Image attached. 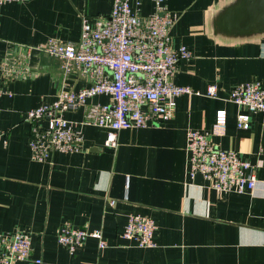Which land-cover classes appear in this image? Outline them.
Returning a JSON list of instances; mask_svg holds the SVG:
<instances>
[{"label": "crops", "instance_id": "1", "mask_svg": "<svg viewBox=\"0 0 264 264\" xmlns=\"http://www.w3.org/2000/svg\"><path fill=\"white\" fill-rule=\"evenodd\" d=\"M129 1L143 18L154 12L155 0ZM164 1L177 16L173 49L192 53L179 62L174 83L203 94L177 98L170 121L118 132L117 148L107 145L109 129L85 119L88 106L109 104L110 97L90 98L65 114L83 136L80 151L53 153L44 162L30 148L26 113L89 80L80 70L65 74L60 59L36 49L49 39L78 43L83 17L95 24L110 15L114 0L0 7V89L7 92L0 95V237L27 232L32 239L31 258L16 264H264V113L230 99L241 84L264 86V0ZM29 53L28 77L3 75L5 61L19 63ZM210 85L217 87L214 98L205 95ZM221 110L226 130L214 136ZM240 113L250 117L245 129L238 127ZM189 131L210 134L215 145L252 163L254 191L218 193L202 175L191 177ZM133 215L154 221V247L122 237ZM68 223L101 231L108 246L100 249L89 239L70 253L58 242Z\"/></svg>", "mask_w": 264, "mask_h": 264}, {"label": "built area", "instance_id": "2", "mask_svg": "<svg viewBox=\"0 0 264 264\" xmlns=\"http://www.w3.org/2000/svg\"><path fill=\"white\" fill-rule=\"evenodd\" d=\"M24 1L0 0V7ZM154 5V12L143 18L132 8L129 0H114L110 15L99 18L95 24L83 17L78 43L49 39L43 47L36 49L60 59L65 74L80 70L89 80V85L80 90H62L52 105L26 113V121L32 126L29 145L36 160L44 162L53 153L80 151L83 136L65 118V114L85 106L90 98L110 97L109 104L88 106L85 119L89 124L109 129L107 145L117 148L118 132L144 128L153 121H170L175 117L177 98L203 94L174 83L179 62L192 57V53L186 47L173 49L171 30L177 16L168 10L164 0H155ZM30 54L19 63L5 61L3 75L8 78L28 77ZM2 94L7 92L0 89ZM205 95L216 97V85H210ZM230 99L239 107L264 113V86L259 81L235 87ZM249 121L247 114L238 115L240 129L247 128ZM226 125V111H218L212 135H223ZM210 136L199 131L188 132L186 146L190 153V176L202 175L218 193L253 192L257 185L255 166L241 159L237 151L215 145ZM156 230L151 219L133 215L122 237L136 241L141 248H151L155 246ZM89 239L97 240L100 249L108 246L101 231L76 228L69 223L58 235V242L70 253ZM31 256L29 233L17 232L0 237V264H16L29 260Z\"/></svg>", "mask_w": 264, "mask_h": 264}, {"label": "water", "instance_id": "3", "mask_svg": "<svg viewBox=\"0 0 264 264\" xmlns=\"http://www.w3.org/2000/svg\"><path fill=\"white\" fill-rule=\"evenodd\" d=\"M246 4H247V5H250V4H252V1H248Z\"/></svg>", "mask_w": 264, "mask_h": 264}]
</instances>
